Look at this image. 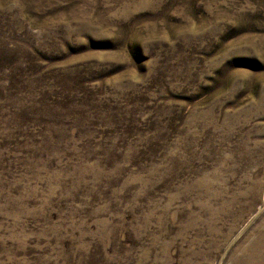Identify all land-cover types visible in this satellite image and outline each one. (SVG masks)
Instances as JSON below:
<instances>
[{
    "label": "rangeland",
    "instance_id": "obj_1",
    "mask_svg": "<svg viewBox=\"0 0 264 264\" xmlns=\"http://www.w3.org/2000/svg\"><path fill=\"white\" fill-rule=\"evenodd\" d=\"M0 264H264V0H0Z\"/></svg>",
    "mask_w": 264,
    "mask_h": 264
}]
</instances>
